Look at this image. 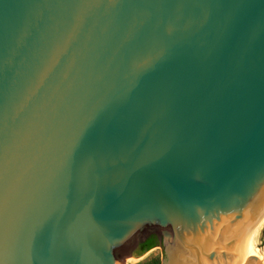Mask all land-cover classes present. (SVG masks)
Instances as JSON below:
<instances>
[{
  "label": "water",
  "instance_id": "1",
  "mask_svg": "<svg viewBox=\"0 0 264 264\" xmlns=\"http://www.w3.org/2000/svg\"><path fill=\"white\" fill-rule=\"evenodd\" d=\"M264 0H0V264H252Z\"/></svg>",
  "mask_w": 264,
  "mask_h": 264
},
{
  "label": "bare ground",
  "instance_id": "2",
  "mask_svg": "<svg viewBox=\"0 0 264 264\" xmlns=\"http://www.w3.org/2000/svg\"><path fill=\"white\" fill-rule=\"evenodd\" d=\"M264 226V215L241 238V259L246 263L264 264V252L257 246V235Z\"/></svg>",
  "mask_w": 264,
  "mask_h": 264
},
{
  "label": "rangeland",
  "instance_id": "3",
  "mask_svg": "<svg viewBox=\"0 0 264 264\" xmlns=\"http://www.w3.org/2000/svg\"><path fill=\"white\" fill-rule=\"evenodd\" d=\"M257 246L264 252V226L260 230L259 234L257 235ZM153 257H160L161 262L163 264V258H162V248L156 246L155 248L151 249L149 252L144 254L143 256H140L138 258H130L127 261H125L124 264H141L145 262L146 260L153 258Z\"/></svg>",
  "mask_w": 264,
  "mask_h": 264
},
{
  "label": "trees",
  "instance_id": "4",
  "mask_svg": "<svg viewBox=\"0 0 264 264\" xmlns=\"http://www.w3.org/2000/svg\"><path fill=\"white\" fill-rule=\"evenodd\" d=\"M160 240L157 236L152 235L150 236L145 242L140 243L138 248L136 249V254L138 256H143L147 252H149L151 249L155 248L160 244ZM141 264H162L160 257H153Z\"/></svg>",
  "mask_w": 264,
  "mask_h": 264
},
{
  "label": "flooded vegetation",
  "instance_id": "5",
  "mask_svg": "<svg viewBox=\"0 0 264 264\" xmlns=\"http://www.w3.org/2000/svg\"><path fill=\"white\" fill-rule=\"evenodd\" d=\"M139 244L136 246V249L138 248Z\"/></svg>",
  "mask_w": 264,
  "mask_h": 264
}]
</instances>
